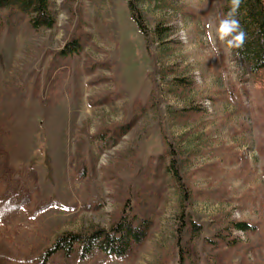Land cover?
I'll use <instances>...</instances> for the list:
<instances>
[{
    "label": "rangeland",
    "instance_id": "rangeland-1",
    "mask_svg": "<svg viewBox=\"0 0 264 264\" xmlns=\"http://www.w3.org/2000/svg\"><path fill=\"white\" fill-rule=\"evenodd\" d=\"M131 2L51 0L52 28L0 11V148L36 173L0 264L108 233L127 204L147 222L128 256L69 264H264V70L235 60L219 0H137L146 33Z\"/></svg>",
    "mask_w": 264,
    "mask_h": 264
},
{
    "label": "trees",
    "instance_id": "trees-1",
    "mask_svg": "<svg viewBox=\"0 0 264 264\" xmlns=\"http://www.w3.org/2000/svg\"><path fill=\"white\" fill-rule=\"evenodd\" d=\"M136 1L129 3V9L140 31L146 33ZM218 3L222 28L235 60L246 74L254 76L263 71L264 0H219ZM50 4L51 0H0V11L4 9L9 15L21 14L28 17L35 28H52L54 19ZM4 18L0 12V25ZM71 42L78 50L79 42L74 40ZM114 135L119 136V132L117 131ZM114 137L112 136V140ZM4 157L0 148V181L5 184L6 189L5 198L0 200V219L5 221L15 210L28 203L29 196L25 194V190H28V183L35 185L36 173L32 167H19L14 171L7 166ZM48 205H55V203L50 202ZM244 225V223L236 224L240 229H243ZM146 228V220L138 217L130 208V204H127L108 233L100 234L96 231L90 235L63 234L39 258L38 264H54L51 262L58 257L69 264L74 259L90 258L96 253L124 260L131 246L141 241ZM75 245H77L76 248ZM4 259V252L0 250V263ZM179 264H182L181 261Z\"/></svg>",
    "mask_w": 264,
    "mask_h": 264
},
{
    "label": "clouds",
    "instance_id": "clouds-1",
    "mask_svg": "<svg viewBox=\"0 0 264 264\" xmlns=\"http://www.w3.org/2000/svg\"><path fill=\"white\" fill-rule=\"evenodd\" d=\"M241 39H242V37H241Z\"/></svg>",
    "mask_w": 264,
    "mask_h": 264
}]
</instances>
